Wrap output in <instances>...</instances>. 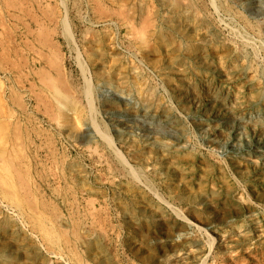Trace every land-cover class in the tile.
Segmentation results:
<instances>
[{"label":"rangeland","instance_id":"obj_1","mask_svg":"<svg viewBox=\"0 0 264 264\" xmlns=\"http://www.w3.org/2000/svg\"><path fill=\"white\" fill-rule=\"evenodd\" d=\"M0 264H264V0H0Z\"/></svg>","mask_w":264,"mask_h":264}]
</instances>
